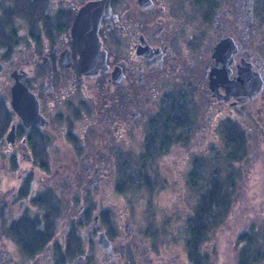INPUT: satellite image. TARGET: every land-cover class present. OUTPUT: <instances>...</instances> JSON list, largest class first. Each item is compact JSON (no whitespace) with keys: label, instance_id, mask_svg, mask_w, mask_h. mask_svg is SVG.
<instances>
[{"label":"flooded vegetation","instance_id":"flooded-vegetation-1","mask_svg":"<svg viewBox=\"0 0 264 264\" xmlns=\"http://www.w3.org/2000/svg\"><path fill=\"white\" fill-rule=\"evenodd\" d=\"M38 4L40 10L22 22L16 44L0 45V69L9 67L10 73L0 94L14 126L0 162V242L8 236L26 264H164L154 255L164 249L159 244L165 225L149 217L142 230L127 204L123 214L114 207L134 190L147 194L151 204L149 193L171 184L172 172L158 163L171 161L178 150L184 152L181 160H192L187 178L197 166L202 170L201 191L207 174L214 171L220 179L223 158L242 140L257 163L255 154L264 149V0ZM85 7L87 28L99 18L105 56L104 66L90 74L82 72L71 35ZM15 71L31 90L27 103L37 101L41 123L23 121L12 108ZM241 71L249 76L246 84L235 83ZM242 91L248 93L245 102ZM207 141L211 147L205 149ZM110 195L120 202H111ZM40 202L48 208L57 202V215L46 213ZM215 232L209 239L218 242ZM102 235L111 242L112 256L98 243ZM13 248L0 250L9 264H15ZM217 253L210 254L213 264ZM190 262L187 255L185 264Z\"/></svg>","mask_w":264,"mask_h":264},{"label":"rangeland","instance_id":"rangeland-1","mask_svg":"<svg viewBox=\"0 0 264 264\" xmlns=\"http://www.w3.org/2000/svg\"><path fill=\"white\" fill-rule=\"evenodd\" d=\"M9 67L5 69H0V86L3 83V80H6L10 76V73L6 72ZM12 83V82H11ZM14 83V81H13ZM258 137V136H257ZM207 141L205 144V149L211 147ZM191 146V145H190ZM204 147V145H203ZM192 148V146H191ZM6 149V144L0 146V162L1 165L4 164V150ZM201 150H204V148ZM263 151H257V163L252 164V156L249 159V145H247L246 159L243 164H237V169L241 176L238 178V187L235 192L234 204L232 205V210L226 221L219 223V226H216L215 237L218 239L214 241L212 236L210 237L203 247L208 252V254H216L215 264H237L238 254H239V244L238 240L240 235L251 227V225L256 224L258 229H261V236L264 237V149ZM184 152L178 150V153L174 152V157L171 161H165L164 163H158V166L162 169L172 172L169 185L163 184L164 188L162 189L159 185L154 188V191L149 193L150 198L153 202L150 204L147 194L142 195L138 190L132 191L124 199L125 203H118L120 200L110 195L109 199L113 203H118L121 207L118 210V213H127V210L124 206L127 204L130 209L131 218L134 219L135 225L144 230L143 228L148 225L149 217L157 218V226L161 227L165 225V230L162 234V237L165 240L159 244L164 246L162 252L155 254V258L162 260L164 264L169 262V264H185L187 255L186 253V242L185 240L188 237V231L186 227V221L189 220L190 214L195 206V203L199 199L200 191L194 189L193 185H187V182H190V178H187L188 171L192 166V160L189 159V156L183 157L181 160L180 154ZM189 153H192L189 151ZM190 155V154H189ZM170 162L171 166L166 164ZM161 164V165H160ZM252 164V165H251ZM235 165V164H234ZM252 168V169H251ZM241 169V170H240ZM166 172V176H167ZM156 176V177H155ZM155 180L157 179L160 182L159 174L154 173ZM168 177V176H167ZM163 182V181H162ZM189 186V188H188ZM112 207V206H111ZM168 220V221H167ZM2 233H5V226L2 223ZM125 229V223L122 224ZM126 231V230H125ZM209 234V232H208ZM238 240L235 243V240ZM210 234L207 236L209 238ZM206 238V240H207ZM3 247H0L1 251H9L13 248V261L15 264H26L24 261L23 255L20 253L17 254L16 244L12 246L9 243L8 236H4ZM174 248V252H177L178 249H181L185 253H182L181 250L176 254L168 250V247ZM94 253H98V250L95 248ZM10 253V252H8ZM173 253V255H170ZM180 253H182L180 255ZM3 254V255H4ZM0 255V264H9L6 261L5 257ZM164 255V256H162ZM99 256V255H98ZM163 257V259L161 258ZM19 260V261H18ZM128 261V260H127ZM130 263L136 264L135 261Z\"/></svg>","mask_w":264,"mask_h":264},{"label":"trees","instance_id":"trees-1","mask_svg":"<svg viewBox=\"0 0 264 264\" xmlns=\"http://www.w3.org/2000/svg\"><path fill=\"white\" fill-rule=\"evenodd\" d=\"M38 5V0H0L1 46L7 47L16 44L20 38L19 32L22 22L28 13L40 10ZM12 121L13 113L6 103L5 95L0 94V146L7 141L6 135L11 128ZM247 145L248 143L242 140L238 145L234 146V152L228 153V156L223 158L220 179L215 176L214 171H212L211 177L210 174L204 177V190L201 191L199 188L203 179L200 167L197 166L196 174L191 176V185L201 192L190 214L187 226L190 235L188 237V258L191 261L188 264H213L212 256L207 251L204 252L203 245L205 241L209 240L207 238L208 232L215 229V222H223L228 217L231 207H233L238 178L240 177L234 164L243 162L246 159ZM46 205V202L39 203L41 208L46 209V213L50 212L56 216L58 213L57 202H52L50 208ZM1 215L3 217V214ZM38 225L36 223L34 225L35 228ZM261 229H258V226L254 224L251 225L249 230L240 235L237 264H264V237L261 236ZM19 233L15 232L14 229L12 231V235L16 240V235H19ZM17 242L23 245L20 239Z\"/></svg>","mask_w":264,"mask_h":264},{"label":"water","instance_id":"water-1","mask_svg":"<svg viewBox=\"0 0 264 264\" xmlns=\"http://www.w3.org/2000/svg\"><path fill=\"white\" fill-rule=\"evenodd\" d=\"M88 11L89 9L87 7L81 9L71 28V35L76 42V51L80 55L79 63L84 74L96 73L98 69L102 68L105 64V56L104 54L101 56L100 42L97 34L99 18H96L93 25H89L88 28L83 24L84 19L88 16ZM101 58L102 63H100ZM90 59L97 60L99 62L98 66L89 64ZM16 73L17 71L11 73L14 79V83L11 87L12 108L23 121L26 122V119H28L29 122L41 123L37 121L38 116H40L37 101L34 102V104L27 103V99H31L30 97H32L31 90L24 85L21 81V76L16 75ZM247 76L248 74L246 72L241 71V75L235 80V83L246 84V81L249 79V76ZM257 91L258 90H256L255 93ZM242 94L244 96L241 98V101L245 102L248 93L242 91L241 95ZM13 137L14 126L12 125L10 131L6 135V139L9 142L12 141ZM98 243L107 255L112 256L111 242L105 235L100 237Z\"/></svg>","mask_w":264,"mask_h":264}]
</instances>
